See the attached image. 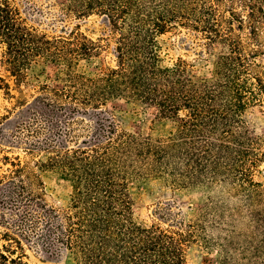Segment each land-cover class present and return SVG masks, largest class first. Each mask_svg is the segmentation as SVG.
I'll use <instances>...</instances> for the list:
<instances>
[{"label": "trees", "instance_id": "1", "mask_svg": "<svg viewBox=\"0 0 264 264\" xmlns=\"http://www.w3.org/2000/svg\"><path fill=\"white\" fill-rule=\"evenodd\" d=\"M59 10L66 19L105 17L116 64L80 71L102 45L77 27L39 32L11 0H0L11 75L21 81L38 60L58 68L21 103L11 146L45 156L42 167L72 187L69 205L56 207L37 171L20 156L4 157L11 167L0 173V264H28V247L67 253L75 264H188L192 243L217 249L219 264H264V182L255 178L264 135L251 115L264 110V0H63ZM179 27L226 47L209 75L182 58L161 63L158 36ZM119 99L174 120L175 131L159 138L124 131L110 108ZM132 177L163 178L177 189L204 185L212 194L188 221L167 203L159 216L170 227L142 224Z\"/></svg>", "mask_w": 264, "mask_h": 264}, {"label": "rangeland", "instance_id": "2", "mask_svg": "<svg viewBox=\"0 0 264 264\" xmlns=\"http://www.w3.org/2000/svg\"><path fill=\"white\" fill-rule=\"evenodd\" d=\"M63 0H11L18 8L23 21L30 28L49 35L68 32L77 27L89 39L102 45L97 56L82 60L78 69L87 74L99 73L107 67L116 64L113 50L114 35L108 20L98 14L83 19H66L59 10ZM264 43V31H261ZM159 55L165 66L174 65L179 59H184L193 65V71L200 76L209 75L218 54L226 51L220 43L208 45L206 39L199 33L179 27L158 36ZM4 47L0 44V173H5L11 167L4 158L8 155L20 156L22 162L28 164L39 173L44 184L48 202L56 207H65L70 203L72 187L62 179L58 172L43 168V155H30L23 149L11 146L12 134L19 118L21 103L32 101L40 86L54 78L58 68L49 62L38 60L25 70L26 76L21 81L11 75L3 62ZM8 83V86H5ZM22 101V102H21ZM111 110L116 114L120 128L129 133L148 132L154 138L168 137L175 131V122L170 118L152 114L155 110L123 99L110 103ZM253 128L257 135H264V110L255 108L251 111ZM39 163V166H37ZM255 178L264 182V164L255 172ZM130 189L134 197V218L142 224L153 221L163 227L172 223L162 220L159 216L160 207L171 204L175 218L186 221L194 218L200 206L212 194L206 186L189 189L172 187L165 179L156 177H132ZM175 223V222H173ZM28 264H75L67 253L52 257L39 250L28 247ZM217 249L209 250L200 244L192 243L187 250L188 264H219Z\"/></svg>", "mask_w": 264, "mask_h": 264}]
</instances>
